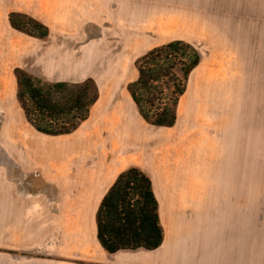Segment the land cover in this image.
<instances>
[{
    "label": "rangeland",
    "instance_id": "1",
    "mask_svg": "<svg viewBox=\"0 0 264 264\" xmlns=\"http://www.w3.org/2000/svg\"><path fill=\"white\" fill-rule=\"evenodd\" d=\"M12 13L40 21L49 35L15 29ZM174 39L196 48L200 62L178 97L175 123L156 126L138 114L127 85L139 56ZM17 69L45 84L90 79L98 97L72 132H39L17 100ZM119 104L122 121L146 132L150 148L139 161L110 155L91 177L99 155L81 143ZM38 139L66 151L41 161L32 151ZM130 166L152 178L162 203L168 234L155 253H107L89 217L85 234L73 231V199L88 192L97 205ZM16 196L33 199L27 210L42 215L40 230L53 239L34 247L27 213L22 242ZM0 264H264V0H0Z\"/></svg>",
    "mask_w": 264,
    "mask_h": 264
},
{
    "label": "trees",
    "instance_id": "2",
    "mask_svg": "<svg viewBox=\"0 0 264 264\" xmlns=\"http://www.w3.org/2000/svg\"><path fill=\"white\" fill-rule=\"evenodd\" d=\"M9 20L15 29L40 37L49 35L47 26L30 16L12 13ZM200 57L191 44L174 39L136 59L137 77L128 83L127 89L146 122L156 126L175 123L178 97ZM16 75V96L24 115L37 131L45 134H68L75 130L98 97L90 79L45 84L42 78L22 69H17ZM95 221L96 239L107 253L157 249L163 241V229L151 177L137 166L119 172L101 197Z\"/></svg>",
    "mask_w": 264,
    "mask_h": 264
},
{
    "label": "crops",
    "instance_id": "3",
    "mask_svg": "<svg viewBox=\"0 0 264 264\" xmlns=\"http://www.w3.org/2000/svg\"><path fill=\"white\" fill-rule=\"evenodd\" d=\"M119 108H120V110H119ZM119 108H117L116 107V112L113 114V115H110V112L109 113H107V115L105 114L103 117L101 116L100 118H98L99 120H98V122L96 123V129H95V134H97L98 133V135H99V132H100V135H99V137L101 136V138L99 139V137L98 136H95V137H98V141H97V139L94 137V138H92L91 139V137H90V139L92 140V142H94V146H93V144L91 143V146H93L92 147V149H91V152H96V154H98L99 156H105V158L102 156V157H99L97 160H96V162H94V168H92V170H91V173L89 174L90 176H91V174H93V172H95V173H98L99 172V169H100V167L102 166L100 163H105L106 162V160H107V158H109V156L111 155L112 157L115 155H118L119 153H121L122 151L124 152V154L125 155H119V157L121 158V159H119L120 160V162L121 163H127V161L128 160H130V159H132V160H135V158H138V155H139V153L140 152H142V154L140 153V156H139V159L141 160V157H143V155L145 154V153H147V150H149V148H150V146H149V142L147 143V138H145V137H147V133L145 132H140V128H139V130H138V128L135 126V125H133V123H132V125L131 124H129V123H127V122H129V121H127L126 123H124V124H122L123 123V121H122V118H123V116H121L123 113H122V111H121V107H119ZM121 111V112H120ZM116 114V115H115ZM106 116V117H105ZM103 118H105V119H103ZM118 119H119V121H118ZM126 119V118H125ZM101 120H103L104 121V124H103V121H101ZM113 120L116 122H113ZM122 121V122H121ZM110 122V123H109ZM119 122H121V124L122 125H120V123ZM108 123H109V125H108ZM118 123H119V125H118ZM131 123V122H130ZM106 124V125H105ZM111 124V125H110ZM101 125V126H100ZM116 127H115V126ZM125 126V128H124V126ZM105 128H104V127ZM108 126V127H107ZM113 126V127H112ZM133 126H135V128H137L136 129V131L133 129L134 127ZM115 127V128H114ZM117 127H118V129H117ZM122 127V128H121ZM99 128V129H98ZM130 128V130H128ZM120 129V130H119ZM132 130V131H131ZM106 131V132H105ZM110 133H109V132ZM115 131H117V132H115ZM119 131H121V132H119ZM112 132V133H111ZM113 132L116 134H113ZM133 132V133H132ZM134 132H136V133H140V135L139 136H135V134L136 133H134ZM107 133V134H106ZM124 133V134H123ZM143 133H144V135H143ZM109 134V135H108ZM119 134H120V136H119ZM121 134H122V136H121ZM134 134V135H133ZM146 134V135H145ZM105 135V136H104ZM114 135V136H113ZM130 135H133V136H135L134 138L132 137V136H130ZM137 135V134H136ZM113 136V137H112ZM130 136V137H129ZM145 136V137H144ZM125 137V138H124ZM144 137V138H143ZM119 140H118V139ZM129 138V140H127ZM132 138V139H131ZM90 139H86L85 140V142H83L82 144H87V146L89 145L90 146V143L89 142H91V140ZM94 139H96V140H94ZM110 139H112V140H110ZM132 141H131V140ZM136 139V140H135ZM137 139H138V141H137ZM144 141H143V140ZM101 140H103V141H101ZM140 140V141H139ZM141 140H142V142H141ZM147 140V141H146ZM89 143H87V142ZM116 141H118V142H116ZM121 141V142H120ZM125 142V144H124V142ZM35 143L34 144H32V151H34L35 152V154L37 153L38 154V159L39 160H41V161H47V160H49L50 158H56L57 156H60L62 153H64L65 151H66V148H65V146L64 145H54L53 143H50V142H48V143H45L44 145L43 144H41L40 143V139H38L37 141L35 140L34 141ZM106 142V143H105ZM109 142V143H108ZM112 142V143H111ZM135 142V143H134ZM102 143H105V144H102ZM142 143V144H141ZM139 144V145H138ZM138 145V146H137ZM142 145V146H141ZM79 146V145H78ZM104 147H106V148H104ZM111 147H113V148H111ZM117 149H116V148ZM144 147H146V149L143 151V149H144ZM104 148V149H103ZM130 148H132V149H130ZM140 148L142 149V150H140ZM93 149H95L94 151H92ZM100 149V150H99ZM113 149H114V151H113ZM88 150H89V148H88ZM96 150H98V151H96ZM105 150V151H104ZM130 150V151H129ZM138 150H140V151H138ZM100 151H101V153H100ZM104 151V152H103ZM138 151V152H137ZM89 152H90V150H89ZM87 153V155H90V153ZM95 152H94V154H95ZM98 152V153H97ZM101 155H100V154ZM127 153V154H126ZM131 153H133V154H131ZM138 153V154H137ZM79 156V157H78ZM80 156L81 155H77L76 156V159L78 160V159H80ZM124 156V157H123ZM104 158V160H103V162H101L102 161V159ZM128 158V159H127ZM47 159V160H46ZM100 159V160H99ZM139 159H137V161L139 160ZM52 160V159H51ZM50 162V161H49ZM51 162H53V161H51ZM98 165H100V167L98 166ZM95 166H97L96 168H95ZM98 168V169H97ZM81 171H83V169H81ZM33 172H37L36 170H34ZM39 174V173H38ZM37 174V175H38ZM84 174V173H83ZM85 176H84V179L87 177V174H84ZM92 177V176H91ZM89 178V177H88ZM152 179V178H151ZM84 182H86V179L84 180ZM83 182V183H84ZM152 182H153V180H152ZM192 187H193V190H192V192L193 191H195L196 190V185H197V182H195V181H193L192 182ZM153 187H154V190H155V193H156V196H157V199H158V201H159V216H160V222H161V210H162V203H161V201H160V199L158 198V195H157V191H156V187H155V185H154V182H153ZM107 189V188H106ZM106 189L104 190V192L106 191ZM104 192H103V194H104ZM198 193V192H197ZM196 192H194V193H191V195H190V197L192 198L193 197V199H199L200 200V194H197ZM103 194H102V196H103ZM32 195H35V194H32ZM101 196V197H102ZM196 197V198H195ZM48 200H49V198H47ZM15 200V204H14V213L12 214V215H14V216H17L16 217V219H17V223H16V225L18 226V229H19V233H21V232H26V227H27V224H26V222H25V218H26V216H27V213L28 214H31V222H30V225H31V232L29 233L30 234V240L29 241H32L33 243H31V244H33V246L34 247H36L37 246V244H39V242H40V240L43 238L44 239V241H46V240H48L49 238H52V237H50V234H46V233H50V232H45V230H40L41 228H40V223H41V221H40V219L39 218H41L40 216H42L41 214L40 215H36V214H34L33 212H31V211H28L27 210V207H28V202H30V201H32L33 199H30V200H28L27 198L25 199V198H18V196H16V198L14 199ZM100 200H101V198H100ZM95 202H96V197H95V195L94 194H89L88 192H86V193H83V192H81L80 194H79V196H78V198L77 199H73V202L71 203V207H72V209H71V212L72 213H75V215H76V217H77V221H78V225L76 226L77 227V230H76V228L75 229H73V231H75V232H77L78 230H79V232L81 231V233H83V234H85L86 233V231H87V229H86V227H87V225H86V222H85V220L89 217V226L91 227V230H92V232H93V236H94V239L96 240V243H98V241H97V239H96V221H95V214H96V211L95 210H97V207H98V204L97 205H95ZM100 202V201H99ZM50 203H47V205H49ZM44 205V208L43 209H41V213L43 212L44 214V216H46V217H49L50 219L49 220H51V216H52V214L50 213V209L49 208H46V204H43ZM9 205H7V206H5V207H3L2 209H3V211H7V212H9L10 213V208L8 207ZM187 207V206H186ZM35 209V208H34ZM12 211H13V209H12ZM12 211H11V213H12ZM33 213V214H32ZM38 217V218H37ZM83 223H85V225L83 224ZM21 224H23V226H21ZM20 226L23 228V229H21L20 230ZM45 227H48L49 229H51L52 228V224H50V223H48L47 224V226H45ZM44 227V228H45ZM43 228V229H44ZM23 230V231H22ZM44 231V232H43ZM21 235H22V233H21ZM165 234L163 235V241H162V243H161V245L157 248V249H155V250H145V249H142V248H138V249H135V250H120V251H140V250H145L146 252H149V253H152V252H158V251H160V249L163 247V245H164V241H165ZM21 239H22V242H24V243H26L27 242V236H26V234H25V236H23L22 235V237H21ZM53 239V238H52ZM70 242V241H69ZM50 243H51V241H50ZM77 242L74 244V245H72V247H76L77 246ZM98 245H100L99 243H98ZM101 247V246H100ZM102 248V247H101ZM103 249V248H102ZM104 250V249H103ZM105 251V250H104ZM120 251H118V252H120ZM117 253V252H116ZM165 254V256H164V258H167V259H169V257H170V254L168 253V252H165L164 253ZM164 261V260H163Z\"/></svg>",
    "mask_w": 264,
    "mask_h": 264
},
{
    "label": "bare ground",
    "instance_id": "4",
    "mask_svg": "<svg viewBox=\"0 0 264 264\" xmlns=\"http://www.w3.org/2000/svg\"><path fill=\"white\" fill-rule=\"evenodd\" d=\"M3 83H4V82H3ZM2 87H3V84H2ZM116 107L119 108V107H120V104L117 105ZM116 107H114L113 109H111V110L109 111V112H110V115H113V114L116 112V110H115ZM119 110H120V108H119ZM121 111H122V110H121ZM121 111H120V112H121ZM109 112H108V113H109ZM106 115H107V114H106ZM115 115H116V114H115ZM103 116H104V115H103ZM103 116H102V117H103ZM105 117H106V116H105ZM100 119H101V118H100ZM103 119H105V118H103ZM96 120H97V119H96ZM125 120H126V119H125ZM101 121H103V120H101ZM118 121H119V119H118ZM113 122H115V121L113 120ZM121 122H122V121H121ZM121 122H119L120 125L126 123V122H123V123L121 124ZM130 122H131V121H130ZM130 122H127V123H129V124L132 125V123H130ZM109 123H110V122H109ZM109 123H108V125H109ZM115 123H116V122H115ZM119 123H118V125H119ZM103 124H104V121H103ZM105 125H106V124H105ZM110 125H111V124H110ZM133 125H134V124H133ZM100 126H101V125H100ZM114 126H115V125H114ZM123 126H124V125H123ZM125 126H126V125H125ZM125 126H124V128H125ZM103 127H104V126H103ZM107 127H108V126H107ZM112 127H113V126H112ZM115 127H116V126H115ZM115 127H114V128H115ZM133 127H134L133 129H134L135 131H136V129L138 128V126H137V128H135V126H133ZM104 128H105V127H104ZM121 128H122V127H121ZM98 129H99V128H98ZM117 129H118V127H117ZM119 130H120V129H119ZM128 130H130V128H129ZM138 130H139V128H138ZM131 131H132V130H131ZM105 132H106V131H105ZM108 132H109V131H108ZM115 132H117V131H115ZM119 132H121V131H119ZM142 132H144V131H142ZM109 133H110V132H109ZM111 133H112V132H111ZM132 133H133V132H132ZM134 133H136V132H134ZM144 133H145V132H144ZM144 133H143V135H144ZM106 134H107V133H106ZM113 134H115V133L113 132ZM123 134H124V133H123ZM136 134H138V133H136ZM136 134H135L136 137L139 136V135H136ZM99 135H100V132H99ZM99 135H98V133H97L96 136L99 137ZM108 135H109V134H108ZM115 135H116V134H115ZM133 135H134V134H133ZM133 135H130V136H132V137L134 138L135 136H133ZM145 135H146V134H145ZM93 136H94V135H93ZM93 136H92V138L95 137V136H94V137H93ZM113 136H114V135H113ZM113 136H112V137H113ZM119 136H120V134H119ZM121 136H122V134H121ZM130 136H129V137H130ZM98 137H95V138L97 139V141H98ZM144 137H145V136H144ZM144 137H143V138H144ZM92 138H91V139H92ZM100 138H101V136L99 137V139H100ZM124 138H125V137H124ZM145 138H147V137H145ZM91 139H90V140H91ZM96 139H94V140H96ZM101 139H102V138H101ZM117 139H118V138H117ZM131 139H132V138H131ZM131 139H130V140H131ZM92 140H93V139H92ZM92 140H91V142H89V143H90V145H91V143H92L93 146H94L97 142L94 144V142H92ZM110 140H112V139H110ZM118 140H119V139H118ZM127 140H129V138H128ZM135 140H136V139H135ZM142 140H143V139H142ZM142 140H141V142H142ZM101 141H103V140H101ZM131 141H132V140H131ZM137 141H138V139H137ZM139 141H140V140H139ZM143 141H144V140H143ZM146 141H147V140H146ZM86 142H87V141H86ZM116 142H118V141H116ZM120 142H121V141H120ZM123 142H124V141H123ZM87 143H88V142H87ZM89 143H88V144H89ZM105 143H106V142H105ZM105 143H102V144H105ZM108 143H109V142H108ZM111 143H112V142H111ZM134 143H135V142H134ZM81 144H82V143H81ZM124 144H125V142H124ZM141 144H142V143H141ZM148 144H149V143H148ZM43 145H44V144H43ZM85 145H86V144H85ZM138 145H139V144H138ZM138 145H137V146H138ZM151 145H152V144H151ZM93 146H91V149H92ZM141 146H142V145H141ZM94 147H95V146H94ZM88 148H89V150H90V146H89V145H88ZM104 148H106V147H104ZM104 148H103V149H104ZM111 148H113V147H111ZM115 148H116V147H115ZM116 149H117V148H116ZM130 149H132V148H130ZM145 149H146V147H144L143 151H144ZM89 150H88V152H89ZM94 150H95V149H93L92 151H94ZM140 150H142V149L140 148ZM140 150H138V151H140ZM96 151H97V150H96ZM104 151H105V150H104ZM104 151H103V152H104ZM113 151H114V149H113ZM129 151H130V150H129ZM138 151H137V152H138ZM147 151H148V150H147ZM94 152H95V151H94ZM94 152H92V154H94ZM89 153H91V151H90ZM95 153H96V152H95ZM97 153H98V152H97ZM100 153H101V151H100ZM100 153H99V154H100ZM140 153L142 154V152H140ZM140 153H139V155H138V158H135V160L139 159ZM126 154H127V153H126ZM131 154H133V153H131ZM137 154H138V153H137ZM80 155H82V154H80ZM100 155H101V154H100ZM124 155H125V154H124ZM102 156H103V155H102ZM102 156H99V157H102ZM105 156H106V155H105ZM105 156H103V157L105 158ZM143 156H144V155H143ZM85 157H86V155H85ZM123 157H124V156H123ZM104 158L102 159L101 162H103ZM141 158H142V157H141ZM120 159H121V158H120ZM127 159H128V158H127ZM99 160H100V159H99ZM139 160H140V159H139ZM139 160H138V161H139ZM104 161H105V160H104ZM103 163H104V162H103ZM103 163H100V164L103 165ZM98 166L100 167V165H98ZM96 167H97V166H95V168H96ZM97 169H98V168H97ZM195 198H196V197H195ZM192 199H193V197H192ZM200 200H201V195H200ZM165 233L168 234V231H167V232L165 231ZM166 234H165V237H166Z\"/></svg>",
    "mask_w": 264,
    "mask_h": 264
}]
</instances>
